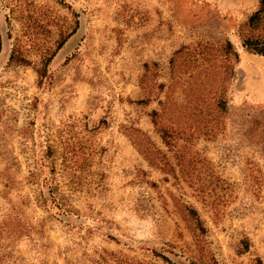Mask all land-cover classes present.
Masks as SVG:
<instances>
[{"label":"rangeland","instance_id":"rangeland-1","mask_svg":"<svg viewBox=\"0 0 264 264\" xmlns=\"http://www.w3.org/2000/svg\"><path fill=\"white\" fill-rule=\"evenodd\" d=\"M0 36V264H264V0H0Z\"/></svg>","mask_w":264,"mask_h":264},{"label":"trees","instance_id":"trees-1","mask_svg":"<svg viewBox=\"0 0 264 264\" xmlns=\"http://www.w3.org/2000/svg\"><path fill=\"white\" fill-rule=\"evenodd\" d=\"M263 4V2H262ZM262 10H258L250 19H249V23L250 25H253L255 23L258 22V20L260 19V14H261ZM65 40H62L61 42L58 43L55 51L49 55H45L42 57L41 60V68L36 69V74L37 76L41 79L44 77L45 75V69L47 67V65L49 64V62L52 60V58L55 56L56 52L63 46ZM246 46H248L249 48H251L256 54L261 55L264 57V45L260 44V42L258 40H254V41H245L244 42ZM0 51H1V36H0ZM10 62H15L18 64H28V62L23 59L22 57H20V53L17 50H14L9 58ZM192 214L194 216H196V213L194 211H191ZM198 220V219H197Z\"/></svg>","mask_w":264,"mask_h":264}]
</instances>
